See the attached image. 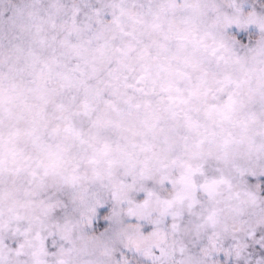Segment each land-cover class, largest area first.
I'll return each mask as SVG.
<instances>
[{
  "label": "snow or ice",
  "instance_id": "snow-or-ice-1",
  "mask_svg": "<svg viewBox=\"0 0 264 264\" xmlns=\"http://www.w3.org/2000/svg\"><path fill=\"white\" fill-rule=\"evenodd\" d=\"M0 264H264V0H0Z\"/></svg>",
  "mask_w": 264,
  "mask_h": 264
}]
</instances>
